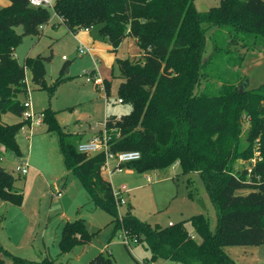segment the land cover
Masks as SVG:
<instances>
[{
    "label": "trees",
    "instance_id": "obj_1",
    "mask_svg": "<svg viewBox=\"0 0 264 264\" xmlns=\"http://www.w3.org/2000/svg\"><path fill=\"white\" fill-rule=\"evenodd\" d=\"M9 2L0 7V161L4 150L22 155L17 136L28 123L23 118L26 73L30 70L34 83L48 87L46 61L51 59L27 56L22 63L15 50L24 34H42L53 10L33 7L29 0ZM54 11L61 17L55 24L65 23L73 31L99 25L101 39L115 49L127 37L136 39L140 53L120 59L118 89V98L132 108L120 118H107L110 148L140 151L138 160L121 165L138 171L164 169L176 162L183 174L198 171L217 209L218 224L212 230L204 213L167 226L142 221L130 208L120 215L114 187L102 175L105 153L79 152L78 135L66 131L56 111L46 108L44 120L48 131L59 136L67 168L79 177L94 204L115 217L116 227L145 243L150 260L240 264L225 246L264 244V83L240 92L246 81L239 74L241 52L232 58L237 75H217L218 67L210 64L232 43L264 48V0H221L205 11L197 9L195 0H56ZM18 26L23 27L22 34ZM213 27H218L211 35L214 51L206 57L207 33ZM67 77L71 76L59 75L49 88L54 90ZM110 84L104 80L107 96ZM8 112L22 119L5 122ZM253 156L256 162L251 167L237 168L238 160ZM0 199L18 205L24 201V191L5 168L0 171ZM187 220L200 240L188 230ZM92 236L85 218L78 217L64 223L59 245L67 252ZM6 257L14 264H63L48 256L28 259L0 244L1 264H6ZM85 264H113V258L101 251Z\"/></svg>",
    "mask_w": 264,
    "mask_h": 264
},
{
    "label": "rangeland",
    "instance_id": "obj_2",
    "mask_svg": "<svg viewBox=\"0 0 264 264\" xmlns=\"http://www.w3.org/2000/svg\"><path fill=\"white\" fill-rule=\"evenodd\" d=\"M220 2L221 0H195V5L198 10L205 11L218 6ZM9 3V0H0V7ZM56 21L58 17L53 11L51 21L44 26L41 35H23L15 55L22 63L27 56H51L46 61V85L51 86L61 74L71 76L51 90L49 86L34 83L32 72L27 70L33 110L39 114L46 108H51L56 111V117L66 131H81L87 136L104 128L107 117L114 120L130 112L131 104L118 102V89L122 81L120 59L134 56L139 47L133 38L127 37L115 49L110 42L101 39L99 25L91 27L90 31L85 28L73 31L65 23L56 25ZM217 28L213 27L207 33L206 57L213 54L215 41L211 35ZM17 31L22 34L23 27L18 26ZM79 46H95L96 49L102 47L104 53L94 51L91 56L89 52L78 50ZM223 46L228 45L223 42ZM261 47L246 49L240 42L232 43L227 47L229 50L216 54L210 65L215 69L218 67L217 75H237V67H233L232 58L239 56L241 52L243 64L239 74L245 77L246 87H258L264 83V48ZM95 67L102 78L111 83L109 99L104 83L97 85L93 80L87 79L91 77L90 72ZM244 119L249 120L246 116ZM3 120L12 123L19 120V117L8 112L3 115ZM247 128L246 123L242 133L243 140ZM19 140L30 164L38 169L39 175L33 184L28 182L29 174H22L16 169L21 156L10 149L4 150L0 166L12 173L15 185L25 191L27 205L32 206L28 205V212L25 214L18 209L20 205L0 199V244L12 253L28 259L41 260L48 256L63 264H85L101 251L113 258V264L153 261L149 259L150 252L145 243H135L134 236H128L131 246L126 245L123 241L125 232L116 227L115 217L90 199L79 177L65 164L58 134L48 131V124L44 119L40 124L25 125L19 134ZM255 158L240 159L236 166L240 170L251 167L256 162ZM114 164L116 160H110V165ZM120 168L110 170L106 167L105 170L107 176L114 173L112 178L108 177L114 188L121 185L128 187V190L121 193L124 201L119 204L120 215L130 208L142 221L167 226L170 221L179 222L194 214L204 213L210 219L212 230L216 229L218 212L198 171L183 174L179 162L158 170L138 171L128 166ZM147 175H151L152 181L147 179ZM59 190L63 196L58 194ZM42 193H48V197L42 198ZM30 207L34 210L33 214ZM68 215L85 218L87 228L93 236L89 242L78 243L70 251L63 252L59 241ZM185 224L191 234L200 240L192 223L187 220ZM44 229L47 231L46 236ZM225 250L240 264H264V244L228 245ZM155 262L183 264L164 258H158ZM6 264L14 263L6 257Z\"/></svg>",
    "mask_w": 264,
    "mask_h": 264
},
{
    "label": "built area",
    "instance_id": "obj_3",
    "mask_svg": "<svg viewBox=\"0 0 264 264\" xmlns=\"http://www.w3.org/2000/svg\"><path fill=\"white\" fill-rule=\"evenodd\" d=\"M55 1L56 0H29V3L31 6L33 7H47L50 8L54 11V5H55ZM55 12V11H54ZM55 14L57 15L58 18L61 19V17L55 12ZM44 27V26H42ZM88 29V28H85ZM78 50L82 51V52H89L90 54H92V49L90 47H86V48H81L80 46L78 47ZM65 57V56H64ZM96 67L95 69L91 70V77H88V80H93L95 82V84L99 85L104 83L102 81V79L100 78V76L98 75L97 71H96ZM25 82L27 84L28 87V91H27V96L25 97L23 103H24V112H23V118L25 120L28 121L27 124H29L30 126H32L33 124H40L44 117L45 114L44 112L41 113H36L33 110V104H32V100L30 97V86L27 80V74L25 77ZM105 88V85H104ZM118 102H123L122 98H118ZM107 121V120H106ZM106 121H105V126L102 130L101 133H96L93 137H91L90 139L86 140V141H80L77 144V149L79 152L85 153L88 156L94 155L96 153L99 152H104L105 156H106V160L105 163L103 165L102 168H110V160H116V166L111 169V170H120L122 167V164L134 161V160H138L141 157V152L138 150H123V151H112L110 148V134L108 133L107 129H106ZM26 124V125H27ZM24 128V127H23ZM258 155L260 154V151L256 152ZM1 159H3V157H1ZM256 160V158H255ZM17 171L22 173V174H27L28 169H29V161L28 159H25L23 161H21L20 163L17 164L16 167ZM148 179H150V176H148ZM128 190V187L126 185H121L119 188H114L113 192H114V196L115 199L117 201V204L119 206L120 202L124 201L122 200V195L121 193L123 191ZM174 222H169V225H172ZM124 243L128 246H131V241L129 239V235L128 234H124ZM133 241L135 243H138L139 240L137 237H134ZM142 264H157L155 261H143L141 260Z\"/></svg>",
    "mask_w": 264,
    "mask_h": 264
},
{
    "label": "crops",
    "instance_id": "obj_4",
    "mask_svg": "<svg viewBox=\"0 0 264 264\" xmlns=\"http://www.w3.org/2000/svg\"><path fill=\"white\" fill-rule=\"evenodd\" d=\"M57 22V21H56ZM55 23V22H54ZM56 25H58V24H56ZM90 29L91 28H88V29H86L87 31H90ZM85 30V31H86ZM129 38V37H128ZM130 38H133V37H130ZM134 40H135V42H136V39L135 38H133ZM104 41H106V40H104ZM106 42H108L109 43V41H106ZM137 43V42H136ZM111 44V43H110ZM121 45V44H120ZM138 45V44H137ZM120 47V46H119ZM139 47V46H138ZM91 49H92V52H94V51H97V52H101V53H104V51H102L101 49H102V47H98L97 49H96V47L94 46V47H90ZM139 53H140V49H138V51L136 52V54H134V56H138L139 55ZM91 56H92V54H91ZM95 69V68H94ZM96 71H97V73H98V75L100 76V78L102 79V81L104 82V79L102 78V76H101V74H100V72H99V70H98V68L96 69ZM110 93H111V90H110ZM106 96H107V94H106ZM108 99H109V96H108ZM108 118V117H107ZM22 118L21 117H19V120H21ZM19 120H17V121H19ZM16 122V121H15ZM101 129H103V128H101ZM101 129H99V130H96L95 132H93L92 134H89V135H85L86 133L84 132V133H81V131H75V132H72V131H69V132H72L73 134H77L78 135V138H79V142L80 141H86V140H88V139H90L91 137H93L96 133H98ZM20 134V133H19ZM19 134H18V136H17V138H18V142H19V144H20V147H21V151H22V155H21V161H23V160H25V159H28V161H29V158H27V156H26V154H25V151L22 149V144L20 143V140H19ZM33 143V142H32ZM30 144H31V142H30ZM116 166V164H114V165H112V166H110V170L111 169H113L114 167ZM105 170H107L106 168H102V175H103V177L105 178V179H107L108 180V177L109 178H112V175L114 174V173H110V176H107L106 174H105ZM131 172H132V170H131ZM27 174H29V176H28V179H29V181L28 182H30V183H32L33 184V182H34V180L36 179V177L39 175V172H38V169L36 168V167H34V166H32L31 164H30V161H29V169H28V172H27ZM26 174V175H27ZM148 176H150V179H148ZM147 179L148 180H150V181H152V177H151V175H147ZM110 181V180H109ZM111 182V181H110ZM112 183V182H111ZM66 185V184H65ZM24 194H25V191H24ZM58 194H60V195H62V193H61V191L59 190L58 191ZM42 195V198H45V197H48V193H42V194H40V196ZM89 195V194H88ZM63 196V195H62ZM90 197V196H89ZM27 199V198H26ZM91 199V198H90ZM27 202H28V200H25L24 199V201H23V203L20 205V208H18V209H20V210H22V211H24V213L26 214L27 212H28V205H27ZM29 206H32L31 204L29 205ZM27 208V209H26ZM30 210H31V212H32V214L34 213V210L32 209V207H30ZM39 211H40V209H39ZM51 211H52V209L50 210V212H49V214H51ZM46 215V214H45ZM72 216H74V215H68L67 217H66V221L67 220H73V219H75V218H78V217H76L77 215H75V217H72ZM171 222H173V221H171ZM47 227V226H46ZM43 233L45 234V236H46V233H47V231L44 229L43 230ZM9 250V249H8ZM147 258V257H146ZM32 260H35V259H32ZM39 260V259H38Z\"/></svg>",
    "mask_w": 264,
    "mask_h": 264
},
{
    "label": "water",
    "instance_id": "obj_5",
    "mask_svg": "<svg viewBox=\"0 0 264 264\" xmlns=\"http://www.w3.org/2000/svg\"><path fill=\"white\" fill-rule=\"evenodd\" d=\"M246 85H247V81H245L242 84H240V92L244 91V88L246 87ZM3 170H4V168L0 167V171H3Z\"/></svg>",
    "mask_w": 264,
    "mask_h": 264
}]
</instances>
